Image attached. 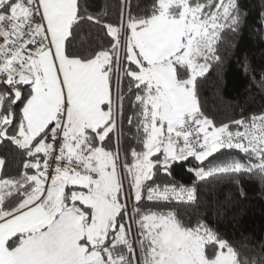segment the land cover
Returning <instances> with one entry per match:
<instances>
[{
  "label": "snow or ice",
  "instance_id": "1",
  "mask_svg": "<svg viewBox=\"0 0 264 264\" xmlns=\"http://www.w3.org/2000/svg\"><path fill=\"white\" fill-rule=\"evenodd\" d=\"M244 17L240 0H121L115 21L0 0V145L22 157L14 174L0 158V264H264V240L174 209L197 181L264 183V113L217 121L199 96Z\"/></svg>",
  "mask_w": 264,
  "mask_h": 264
},
{
  "label": "trees",
  "instance_id": "2",
  "mask_svg": "<svg viewBox=\"0 0 264 264\" xmlns=\"http://www.w3.org/2000/svg\"><path fill=\"white\" fill-rule=\"evenodd\" d=\"M121 0H87L90 13L104 20L117 19ZM135 7L150 0H130ZM245 13L239 30L226 32L219 44V62H214L199 84V96L204 109L217 121L228 122L241 115L264 113V0H240ZM94 38L103 33L93 31ZM89 30H81L79 44L87 46ZM0 158L5 159L7 173L21 167L22 157L15 147L0 145ZM191 165L176 167V181L191 187L193 178L187 172ZM171 178L163 175L158 183ZM196 199L174 205L185 221L204 219L236 241L251 238L264 240V183L250 174L223 176L197 181Z\"/></svg>",
  "mask_w": 264,
  "mask_h": 264
}]
</instances>
